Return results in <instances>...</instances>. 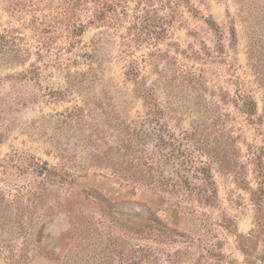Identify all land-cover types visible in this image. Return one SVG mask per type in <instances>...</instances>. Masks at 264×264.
Returning a JSON list of instances; mask_svg holds the SVG:
<instances>
[{
	"label": "rangeland",
	"instance_id": "obj_1",
	"mask_svg": "<svg viewBox=\"0 0 264 264\" xmlns=\"http://www.w3.org/2000/svg\"><path fill=\"white\" fill-rule=\"evenodd\" d=\"M250 51L264 66V0H0V264H264ZM153 112L129 168L124 129ZM199 126L235 140L239 177Z\"/></svg>",
	"mask_w": 264,
	"mask_h": 264
},
{
	"label": "trees",
	"instance_id": "obj_2",
	"mask_svg": "<svg viewBox=\"0 0 264 264\" xmlns=\"http://www.w3.org/2000/svg\"><path fill=\"white\" fill-rule=\"evenodd\" d=\"M258 54L259 51H257ZM257 54V55H258ZM255 55V56H254ZM249 59L254 62V65L252 67L255 70V73L257 74V78L263 87L264 91V73L263 70L264 66L262 65L263 62L260 60L258 56H256L255 52L250 51L249 53ZM130 75L136 76L137 74L135 73H129ZM186 79V80H185ZM186 81L191 83L190 80H188L186 77L182 78V83L180 88L184 87V84H186ZM142 94L144 98L149 99L150 102H148L149 105H153L154 99L151 98L152 96V90L151 88H146L144 87L142 89ZM241 112L247 114L249 117H252L255 114L256 110V105L255 103L247 98V97H242L241 98ZM157 113L153 112V115H149L147 118L144 119L143 124H140L138 126L134 125L133 127L128 125L124 129L125 133V142H124V149H125V154L124 156H129L132 157L133 154H136L139 150H136L138 146H144L146 141L150 139L152 136V133L154 131V128L150 126V124H153V121L155 119V116ZM67 117H70L67 116ZM148 124V125H146ZM205 128L200 130L199 127H195L193 129V132L190 135V140L193 142V146H196L197 150H207L208 153L211 154V157H213L214 162L218 165L220 169H223L227 172L233 173L235 176L239 177L241 175V167L239 166V161L238 156L236 155V148H235V140L230 136V134H225L224 129H218L216 134L212 135L211 132L205 133ZM212 135V136H211ZM158 138V136H157ZM211 138V139H210ZM159 139V143L162 142L161 138ZM165 145H168L170 148L172 147L171 144L165 143ZM175 148L172 147V150ZM59 158L62 161L68 162L70 161V158L64 155L62 152H59ZM95 165L96 167L103 166L104 164H109L111 162V157L109 156V152H103L102 156H96L95 158ZM136 158L132 157L130 160H126V166H129V168L132 166L133 160ZM253 163L255 166V171L257 172L258 179L260 180L258 184V187L255 191L250 190V194L253 197H257L258 201H262L264 198V172H263V166L260 161V157H256L253 159ZM75 168H78L80 166H76L75 162L72 163ZM71 164V165H72ZM83 167L82 170H86L85 166ZM127 168L125 170L126 173H129L131 170ZM207 169L203 168L201 172L203 173V176L205 174V171ZM43 173L45 176L50 177L54 176L55 173L52 170H48L46 168H43ZM151 179V178H150Z\"/></svg>",
	"mask_w": 264,
	"mask_h": 264
}]
</instances>
